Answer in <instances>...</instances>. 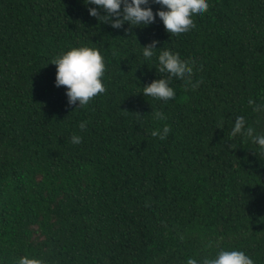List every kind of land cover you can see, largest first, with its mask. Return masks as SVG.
Masks as SVG:
<instances>
[{
  "label": "trees",
  "instance_id": "1",
  "mask_svg": "<svg viewBox=\"0 0 264 264\" xmlns=\"http://www.w3.org/2000/svg\"><path fill=\"white\" fill-rule=\"evenodd\" d=\"M208 3L177 40L158 18L100 23L84 0H0V264H186L221 249L264 264V155L231 136L240 115L264 135L248 103L264 104V0ZM153 40L202 81H173L168 105L142 94L166 79L142 56ZM79 46L107 68L106 92L83 108L68 106L51 64Z\"/></svg>",
  "mask_w": 264,
  "mask_h": 264
},
{
  "label": "clouds",
  "instance_id": "2",
  "mask_svg": "<svg viewBox=\"0 0 264 264\" xmlns=\"http://www.w3.org/2000/svg\"><path fill=\"white\" fill-rule=\"evenodd\" d=\"M88 7V13L100 23L110 24L114 29H120L124 24L133 27H148L155 23L157 18L163 23L165 31L173 39H179L196 30L195 18L201 17L209 9L208 0H84ZM153 5L160 8L154 13ZM104 13V15H101ZM153 40L143 49L142 56L146 61H152L155 57L160 76L164 80H153L142 87V94L158 103L168 105L177 99L176 91L171 87L173 81L191 85L195 90L202 81L192 82L194 63L182 61L179 55L172 51H159ZM51 64L56 66L54 86H63L66 91L68 106L78 105V108L87 106L98 95L106 92L103 82L107 71L104 56L99 48L89 46L71 47L68 51L54 58ZM253 110L264 112V104L256 105L253 100L248 101ZM157 121H166L163 112H155ZM86 123L81 122L79 128L86 130ZM172 133L170 127H164L163 131H153L152 137L165 142ZM231 136H243L251 140L257 146L260 154L264 155V135L255 133L253 127L248 125L245 117L236 116L231 130ZM73 144H80L82 137L73 134ZM17 264H44L39 258H30L28 255L19 257ZM186 264H254V260L241 250L221 249L213 258L197 260L189 258Z\"/></svg>",
  "mask_w": 264,
  "mask_h": 264
}]
</instances>
